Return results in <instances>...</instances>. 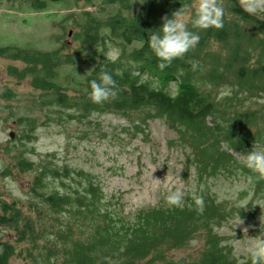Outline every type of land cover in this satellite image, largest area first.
I'll return each mask as SVG.
<instances>
[{
    "label": "trees",
    "instance_id": "16d2710c",
    "mask_svg": "<svg viewBox=\"0 0 264 264\" xmlns=\"http://www.w3.org/2000/svg\"><path fill=\"white\" fill-rule=\"evenodd\" d=\"M27 1L33 10L45 12L48 2L65 0ZM117 2L121 9L105 20L89 12H83L80 20L75 19L80 48L74 53H65L63 48L52 52L0 48V56L25 65L23 70L10 68L9 75L21 81L30 79L34 89L51 95L48 100H40L39 108L75 109L77 115L70 114L69 120H89L94 114H114L128 119L135 112H144L140 125L133 126L134 131L143 133L142 125L146 127L148 120L164 121L177 133L176 145L192 151L200 176L221 169L227 171L233 165L248 171L254 185L263 186L264 178L248 169L229 151L248 155L256 145L264 147V104L259 109L244 105L245 101L264 100V13L248 14L242 7L244 0H217L224 12L222 27L208 29H192L195 12L192 13L186 26L199 36L198 44L160 70L157 58L148 47L149 36L162 26L163 17L171 18L182 7L186 9L184 15L187 14L192 8V0H106L109 5ZM138 2L141 6L135 15L123 14L130 12ZM247 26L252 30L247 31ZM212 41L221 44L226 54L212 51ZM107 44L115 45L119 50L114 63L105 59ZM90 48L93 52L87 54ZM77 59L91 65L84 82L83 99L66 94L68 90L57 82L59 69L76 64ZM101 70L113 75L117 95L95 104L89 98V82L97 79ZM227 85L232 93L218 99L214 95L216 90ZM6 97L12 99L13 96L7 94ZM20 122H29V129H34V121L22 119ZM19 156L18 169L38 170L29 202L34 213L42 218L46 213H53L57 217L54 221L67 215L69 221L79 227L87 223L92 226V237L86 243L80 240L71 248L65 246L62 255L66 257L62 264H110L105 256L113 260L111 264H137L155 247H186L201 231L207 233V246L194 264H237L231 250L222 245L224 239L214 233V226H220L230 212L209 197L201 209L196 203L170 210L159 209L144 214L138 225L123 224L108 211L110 201L92 174L68 166L59 168L52 163H39L36 167V163L22 154ZM50 179L59 180L65 192L61 189L48 192ZM3 212L0 225L16 231L19 242H31L35 247L41 237L36 222L23 216L15 206L7 209L4 206ZM119 222L123 224L122 228L117 227ZM67 229L71 234L72 228ZM59 239L67 241L69 237L63 238L61 232ZM49 243L51 249L59 251L57 241L50 240ZM157 253L164 261L165 252L157 250ZM14 256L13 246L0 243V264H9ZM51 256H46V263L56 264Z\"/></svg>",
    "mask_w": 264,
    "mask_h": 264
},
{
    "label": "rangeland",
    "instance_id": "374dc122",
    "mask_svg": "<svg viewBox=\"0 0 264 264\" xmlns=\"http://www.w3.org/2000/svg\"><path fill=\"white\" fill-rule=\"evenodd\" d=\"M192 2V8L183 16L185 24L198 6V0ZM120 6L119 2L109 5L106 0H65L48 2L47 11L37 12L27 0H0V48L41 52L63 48L65 53H74L80 48L75 19L80 20L83 12H89L105 20L109 15L117 14ZM140 6L138 2L130 12L124 11L123 14L135 15ZM246 28L252 30L250 26ZM221 46L212 41L210 48L225 55ZM112 47L118 50L115 45ZM92 52L90 48L87 54ZM24 67L22 62L0 56V216L4 215V206L6 209L15 206L23 216L36 222L41 237L34 247L31 242H19L16 231L0 225V243H9L15 249V256L9 264H47L48 255H52L54 263L62 264L66 257L62 255L65 246L71 248L80 240L86 243L93 233L89 223L79 227L71 223L67 215L54 221L57 217L53 213H46L43 218L34 213L29 202L38 170L18 169L19 154L36 163V167L40 166L39 163H52L59 168L68 166L92 174L110 201L108 211L123 224L138 225L144 214L159 209L170 210L192 203L201 209L209 197L230 212L220 226H214V233L224 239L222 245L231 250L237 264H252L246 249L264 236V185H254L248 171L231 165L227 171L221 169L200 176L192 151L176 145L178 135L164 121L148 120L146 127L142 125L143 133L134 131L133 126L140 125L144 112H135L128 119L114 114H94L89 120L81 121L68 119L70 114L77 115L75 109L39 108L40 100H48L51 95L34 89L30 79L21 81L8 73L10 68L23 70ZM90 70L88 62L77 59L76 64L59 69L57 82L68 90L66 94L83 99L84 82ZM172 91L175 92L174 87ZM231 93L232 89L227 85L216 90L214 95L221 99ZM7 94H11L12 99H7ZM244 103L245 108L259 109L264 100L253 99ZM22 119L34 121V129H29V122H20ZM11 132L16 135L14 140L9 138ZM253 150L264 151V147L256 145ZM229 152L245 165L247 155ZM48 182V192L63 190L59 180L50 179ZM177 188L183 191L181 204L170 206L165 198ZM123 224L119 222L117 227L122 228ZM67 228H72L71 234ZM61 232L63 238L69 237V241L58 240ZM50 240L57 241L59 251L51 249ZM206 240L207 233L201 231L186 247H155L137 264H194L207 246ZM157 250L165 252L164 261L157 255ZM104 259L110 264L113 262L108 256Z\"/></svg>",
    "mask_w": 264,
    "mask_h": 264
},
{
    "label": "clouds",
    "instance_id": "9594fccd",
    "mask_svg": "<svg viewBox=\"0 0 264 264\" xmlns=\"http://www.w3.org/2000/svg\"><path fill=\"white\" fill-rule=\"evenodd\" d=\"M242 7L248 14L258 15L264 13V0H244ZM185 10L182 7L173 13L171 18L163 17L162 26L149 36L148 47L157 58V66L160 70L169 67L174 60L183 57L199 42L200 38L196 32L189 30L183 22ZM223 14V8L218 5L217 0H198L191 27L192 29L220 28L222 27L221 18ZM107 47L105 59L114 63L118 58V50L110 44H107ZM192 67L195 69L196 65L193 64ZM89 86L91 89L89 98L95 104H101L110 98L114 99L117 95L115 90L117 85L113 75L103 70L99 72L97 79L89 82ZM245 166L264 178V151H250ZM182 196V189L177 188L166 196V203L170 206H179ZM197 203L200 201L198 200ZM262 237L246 249L252 264H264V238Z\"/></svg>",
    "mask_w": 264,
    "mask_h": 264
},
{
    "label": "water",
    "instance_id": "95a60500",
    "mask_svg": "<svg viewBox=\"0 0 264 264\" xmlns=\"http://www.w3.org/2000/svg\"><path fill=\"white\" fill-rule=\"evenodd\" d=\"M9 138H10L11 140H14V139L16 138L15 133H14V132H11V133L9 134Z\"/></svg>",
    "mask_w": 264,
    "mask_h": 264
},
{
    "label": "flooded vegetation",
    "instance_id": "af4514ba",
    "mask_svg": "<svg viewBox=\"0 0 264 264\" xmlns=\"http://www.w3.org/2000/svg\"><path fill=\"white\" fill-rule=\"evenodd\" d=\"M3 217H4V215L2 214V215L0 216V220H1Z\"/></svg>",
    "mask_w": 264,
    "mask_h": 264
}]
</instances>
